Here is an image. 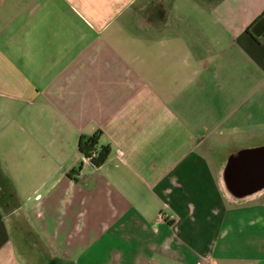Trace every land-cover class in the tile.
<instances>
[{
	"label": "crops",
	"instance_id": "1",
	"mask_svg": "<svg viewBox=\"0 0 264 264\" xmlns=\"http://www.w3.org/2000/svg\"><path fill=\"white\" fill-rule=\"evenodd\" d=\"M0 264H264V0H0Z\"/></svg>",
	"mask_w": 264,
	"mask_h": 264
},
{
	"label": "trees",
	"instance_id": "2",
	"mask_svg": "<svg viewBox=\"0 0 264 264\" xmlns=\"http://www.w3.org/2000/svg\"><path fill=\"white\" fill-rule=\"evenodd\" d=\"M99 138L100 132L94 133L91 136H81L78 139V149L84 157L91 155L93 151H97V155L92 158L94 166H100L110 154V146L99 145Z\"/></svg>",
	"mask_w": 264,
	"mask_h": 264
},
{
	"label": "built area",
	"instance_id": "3",
	"mask_svg": "<svg viewBox=\"0 0 264 264\" xmlns=\"http://www.w3.org/2000/svg\"><path fill=\"white\" fill-rule=\"evenodd\" d=\"M97 155V151H93L92 152V154L91 155H89V156H87V157H82V162L83 163H92V158L94 157V156H96ZM160 217H162V218H164V216L162 215V214H160ZM166 218V220H168V221H173L174 219H175V216L174 215H169V216H167V217H165ZM164 218V219H165Z\"/></svg>",
	"mask_w": 264,
	"mask_h": 264
}]
</instances>
